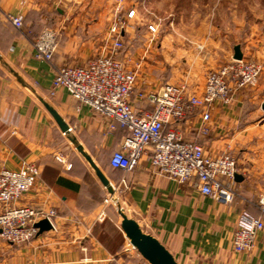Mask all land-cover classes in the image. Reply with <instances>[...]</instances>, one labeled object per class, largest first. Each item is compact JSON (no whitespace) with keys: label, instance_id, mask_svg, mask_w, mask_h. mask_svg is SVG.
<instances>
[{"label":"crops","instance_id":"obj_1","mask_svg":"<svg viewBox=\"0 0 264 264\" xmlns=\"http://www.w3.org/2000/svg\"><path fill=\"white\" fill-rule=\"evenodd\" d=\"M87 3L88 0H28L22 7L20 0H0V171L17 170L23 162L36 164L41 178L18 205L55 210L58 215L53 221L55 230L38 233L27 243L13 244L0 235V264H149L129 246L119 226L122 218L118 220L112 211L114 202L105 204L106 199H111L108 191L65 136L49 108L68 124L112 183L126 216L137 222L145 234L156 238L178 264H264V231L250 251L237 253L233 247L240 212L249 210L259 215L255 203L264 193V151L256 148L264 141L256 131L257 124L247 117L251 94L242 90L228 105L216 102L208 136L199 132L202 110L169 126L186 140L201 143L211 155L235 156L241 179L224 180L237 193L232 203L223 204L203 195L194 182L180 184L158 173L149 155H144L131 172L113 169L111 157L122 150L129 132L120 127L111 129L107 118L81 105L67 90L53 92V81L61 67L86 66L109 46L111 16L108 18L106 10ZM178 13L174 15H183ZM9 14L20 17L24 26L15 28L7 19ZM187 22L188 18L174 19L177 46L186 45L183 34L188 31L183 25ZM48 27L57 32V49L52 60H39L34 43ZM203 40H198L199 45ZM169 41L165 37L163 46L170 45ZM189 41L195 43L193 39ZM259 63L264 66V58ZM145 73L147 80L170 77L163 69ZM175 73L178 78L196 76L195 71ZM146 85L138 81L136 91L160 88ZM204 87L199 89L201 94ZM132 105L138 112L152 109L148 101L135 97ZM58 154L64 156L67 165L58 162ZM3 211L0 204V214ZM102 213L106 216L101 220Z\"/></svg>","mask_w":264,"mask_h":264},{"label":"built area","instance_id":"obj_2","mask_svg":"<svg viewBox=\"0 0 264 264\" xmlns=\"http://www.w3.org/2000/svg\"><path fill=\"white\" fill-rule=\"evenodd\" d=\"M118 17L112 23L107 42L111 51L93 59L86 66L61 67L53 81V92L65 89L81 105L110 121L111 129L120 127L129 132L122 150L113 153L110 164L113 169L131 172L144 155H149L151 166L160 174L180 184L194 182L203 195L223 204H230L236 191L224 180L234 181L238 165L231 153L211 155L196 140H186L180 131L170 128L172 123L185 120L202 110L200 134H210L211 110L216 102L228 105L240 91L257 86L263 66L257 62L233 60L207 75L202 94L192 93L184 84H166L158 90L136 91L137 75L128 70L118 59L123 48L121 36L126 23L135 17V10L127 9L123 0H113ZM28 0H20L25 7ZM15 28L24 26L16 15L7 16ZM155 31L153 27H150ZM58 35L52 28H45L34 43L35 56L50 61L57 49ZM133 97L148 101L152 109L138 112L132 105ZM71 130V129H70ZM58 162L66 164L62 154ZM68 168L71 165L68 164ZM40 168L32 162H23L17 170L0 171V235L7 242L23 244L37 234L35 225L48 220L55 230V210H40L31 206H19L18 202L38 184ZM112 200L106 199L105 204ZM259 215L249 210L240 212L233 235V247L237 253L250 251L260 232L264 231V193L255 203ZM102 213L101 220L105 217ZM134 248L131 244H129ZM135 249V248H134Z\"/></svg>","mask_w":264,"mask_h":264},{"label":"rangeland","instance_id":"obj_3","mask_svg":"<svg viewBox=\"0 0 264 264\" xmlns=\"http://www.w3.org/2000/svg\"><path fill=\"white\" fill-rule=\"evenodd\" d=\"M123 2L127 9L134 7L136 15L125 24V31L121 36L123 48L117 57L128 70L137 75V82L143 85L162 87L166 84H184L191 92L201 94L202 91L199 89L202 85L205 86L207 75L234 60L236 46H240L243 59L246 61L259 63L260 59L264 58V0H123ZM87 5L106 10L108 18L110 16L112 18L110 19L112 23L118 17L113 0H88ZM189 8L192 9L191 13L188 12ZM177 9L183 13L182 16L174 15L178 13ZM176 17L189 20L184 23L185 26L183 25L188 31L183 34L186 41V45L183 46L174 43V40L179 38L175 31L178 29L174 23ZM165 37L171 40L168 46H163ZM192 39L195 43L189 41ZM200 39L205 40L201 45L198 43ZM111 49V45L104 48L108 53ZM149 59L150 62H147ZM160 69L167 71L170 77L155 76L146 79V70ZM177 70L195 71L196 76L192 79L178 78L175 77ZM244 90L251 94L247 102V117L257 124L256 131L262 134L264 141V112L261 109L264 102V66L257 86ZM256 148L264 151V142L257 143ZM112 206L115 217L121 220L119 201L112 203ZM119 226L121 227V224Z\"/></svg>","mask_w":264,"mask_h":264},{"label":"water","instance_id":"obj_4","mask_svg":"<svg viewBox=\"0 0 264 264\" xmlns=\"http://www.w3.org/2000/svg\"><path fill=\"white\" fill-rule=\"evenodd\" d=\"M234 60H242L243 53L240 46H236L234 49ZM261 109L264 112V102L261 105ZM53 117L57 121L61 130L77 150V152L82 156L86 163L93 170L99 181L108 191L111 200L116 203L118 201V195L115 188L109 179L104 175L101 169L96 165L94 160L85 150L83 145L74 135L73 131L70 130L68 124L58 115L56 111L49 108ZM240 176L236 175L235 180H240ZM119 214L122 218L121 229L129 240L130 244L139 252V254L149 263V264H178L174 256L153 236L145 234L137 222L126 216L121 208H119ZM38 228V233H44L53 229L51 223L48 220H42L35 225Z\"/></svg>","mask_w":264,"mask_h":264}]
</instances>
